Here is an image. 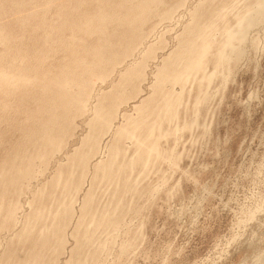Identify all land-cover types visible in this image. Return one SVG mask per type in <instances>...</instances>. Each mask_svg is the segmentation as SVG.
<instances>
[{
    "label": "rangeland",
    "instance_id": "374dc122",
    "mask_svg": "<svg viewBox=\"0 0 264 264\" xmlns=\"http://www.w3.org/2000/svg\"><path fill=\"white\" fill-rule=\"evenodd\" d=\"M0 264H264V0H0Z\"/></svg>",
    "mask_w": 264,
    "mask_h": 264
},
{
    "label": "bare ground",
    "instance_id": "6f19581e",
    "mask_svg": "<svg viewBox=\"0 0 264 264\" xmlns=\"http://www.w3.org/2000/svg\"><path fill=\"white\" fill-rule=\"evenodd\" d=\"M229 44H230V46L232 47L233 45H232V40H233V38H231V36H229ZM193 42V41H192ZM189 45V44H188ZM190 45H192V43L190 44ZM191 47V46H190ZM195 47H197V46H195ZM189 48V47H188ZM233 48H235V47H233ZM186 50H189V49H186ZM186 50H185V52H186ZM192 51L194 52V50H191V53H192ZM237 51V53H238V50H236ZM197 52H199V51H197ZM190 53V52H189ZM203 53V51L201 50V52H200V54H202ZM237 53H235V54H237ZM193 54V53H192ZM199 54V53H198ZM199 54V55H200ZM184 59V58H183ZM185 66V65H184ZM197 66H198V63L197 62H195V63H192V64H190L189 66H186V67H188V70L190 69H196L197 68ZM183 69H184V67H182ZM186 70V69H185ZM189 70V71H190ZM180 71H178L177 73H179ZM187 72V71H186ZM182 75V74H181Z\"/></svg>",
    "mask_w": 264,
    "mask_h": 264
}]
</instances>
